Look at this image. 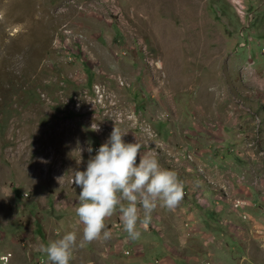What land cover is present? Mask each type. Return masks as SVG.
Masks as SVG:
<instances>
[{
    "label": "rangeland",
    "instance_id": "rangeland-1",
    "mask_svg": "<svg viewBox=\"0 0 264 264\" xmlns=\"http://www.w3.org/2000/svg\"><path fill=\"white\" fill-rule=\"evenodd\" d=\"M152 1L0 0V264L79 239L66 177L113 125L183 195L69 264H264V0Z\"/></svg>",
    "mask_w": 264,
    "mask_h": 264
},
{
    "label": "clouds",
    "instance_id": "clouds-1",
    "mask_svg": "<svg viewBox=\"0 0 264 264\" xmlns=\"http://www.w3.org/2000/svg\"><path fill=\"white\" fill-rule=\"evenodd\" d=\"M91 128L96 130L98 125ZM124 132L113 125L94 152L89 141L77 147L78 154H90L83 168H73L66 177L69 185L78 188L73 211L81 225L80 237L75 230H66L47 243H39L37 248L48 264H69L74 247L109 238L105 218L113 212H118L126 239L135 240L157 205L170 209L182 198L183 184L175 169L162 165L155 153L141 155L138 142L122 139ZM79 160L80 156L77 163Z\"/></svg>",
    "mask_w": 264,
    "mask_h": 264
},
{
    "label": "bare ground",
    "instance_id": "bare-ground-1",
    "mask_svg": "<svg viewBox=\"0 0 264 264\" xmlns=\"http://www.w3.org/2000/svg\"><path fill=\"white\" fill-rule=\"evenodd\" d=\"M150 1H152V0H150ZM175 1V0H174ZM153 2V1H152ZM152 2H150L151 4H153ZM162 2V1H161ZM177 2V1H176ZM150 4V5H151ZM175 4V3H174ZM188 5V4H187ZM152 6V5H151ZM190 6V5H189ZM154 7V6H153ZM160 8V7H159ZM189 8V7H188ZM156 9V8H155ZM167 9V8H166ZM158 10V9H157ZM189 10V9H188ZM192 11V10H191ZM192 15H194V14H192ZM164 23V22H163ZM165 25V24H164ZM164 27V26H163ZM163 27L162 28H160V29H163ZM171 27V26H170ZM169 26H168V29L170 28ZM167 29V27L164 29V30H166ZM172 30V29H171ZM171 30H170V32H171ZM169 31V30H168ZM173 31V30H172ZM163 32H166V31H163ZM167 34H168V32H166ZM176 33V32H175ZM163 34V33H162ZM171 34V33H170ZM177 34V33H176ZM169 35V34H168ZM175 35V34H174ZM162 38V37H161ZM167 38V37H166ZM170 39V38H169ZM172 39H173V36H172ZM171 43V42H170ZM194 47V46H193ZM68 56V55H67Z\"/></svg>",
    "mask_w": 264,
    "mask_h": 264
},
{
    "label": "built area",
    "instance_id": "built-area-1",
    "mask_svg": "<svg viewBox=\"0 0 264 264\" xmlns=\"http://www.w3.org/2000/svg\"><path fill=\"white\" fill-rule=\"evenodd\" d=\"M8 258V254H2L1 259H7Z\"/></svg>",
    "mask_w": 264,
    "mask_h": 264
}]
</instances>
